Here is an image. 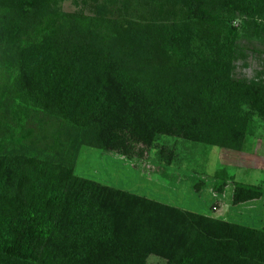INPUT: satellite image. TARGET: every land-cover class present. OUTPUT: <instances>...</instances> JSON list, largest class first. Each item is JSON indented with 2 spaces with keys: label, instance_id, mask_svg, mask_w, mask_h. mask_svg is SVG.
<instances>
[{
  "label": "trees",
  "instance_id": "obj_1",
  "mask_svg": "<svg viewBox=\"0 0 264 264\" xmlns=\"http://www.w3.org/2000/svg\"><path fill=\"white\" fill-rule=\"evenodd\" d=\"M66 1L0 0V264H264L261 185L214 175L234 205L263 199L256 229L75 173L84 146L173 164L165 136L243 153L264 123V49L243 44L264 0Z\"/></svg>",
  "mask_w": 264,
  "mask_h": 264
},
{
  "label": "rangeland",
  "instance_id": "obj_2",
  "mask_svg": "<svg viewBox=\"0 0 264 264\" xmlns=\"http://www.w3.org/2000/svg\"><path fill=\"white\" fill-rule=\"evenodd\" d=\"M66 11L74 7L71 0L64 4ZM240 27L241 22L234 23ZM243 33V31H242ZM262 29L257 33L248 29L243 33L245 46L264 49ZM249 67L240 64L241 75L252 77L261 69L258 59L251 57ZM159 144L175 149L177 160L173 164L156 160L155 149L144 158H127L117 153H103L84 146L75 163V173L102 185L129 191L150 199L181 208L183 210L225 219L227 221L261 229L263 226V199L234 205L232 203V182H228L223 193L215 191L216 172L225 169L235 182L261 185L264 188V123H258L249 137L243 153L193 144L182 139L161 137ZM203 180L200 191L194 183ZM148 264H164L151 256Z\"/></svg>",
  "mask_w": 264,
  "mask_h": 264
}]
</instances>
